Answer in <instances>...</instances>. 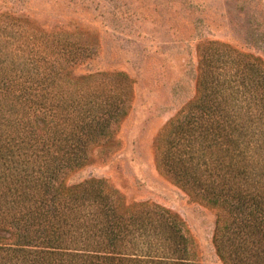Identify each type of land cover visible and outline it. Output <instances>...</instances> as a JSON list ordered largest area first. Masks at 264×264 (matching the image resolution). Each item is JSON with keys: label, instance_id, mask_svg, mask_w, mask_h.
I'll return each instance as SVG.
<instances>
[{"label": "rangeland", "instance_id": "rangeland-1", "mask_svg": "<svg viewBox=\"0 0 264 264\" xmlns=\"http://www.w3.org/2000/svg\"><path fill=\"white\" fill-rule=\"evenodd\" d=\"M204 55L225 109L235 113L247 104L254 113L256 104L232 79L243 58L264 67V0H0V60L10 88L44 94L54 119L66 120L69 141L75 123H98L83 139L81 160L62 173L63 185L94 180L117 213L144 209L135 220L117 219L112 252H104L105 233L85 220L77 239L51 254L57 262L238 264L234 251H252L251 237L240 244L243 233L231 227L222 232L220 256L214 235L220 222L231 221L225 195L258 177L219 169L217 147L204 137L209 120H184L200 94ZM88 203L79 219L90 207L106 213L103 202Z\"/></svg>", "mask_w": 264, "mask_h": 264}, {"label": "trees", "instance_id": "trees-1", "mask_svg": "<svg viewBox=\"0 0 264 264\" xmlns=\"http://www.w3.org/2000/svg\"><path fill=\"white\" fill-rule=\"evenodd\" d=\"M69 53L73 51L70 50ZM201 59L204 60V65L197 78L200 94L196 103L186 110L184 120L191 125L209 120L210 123L204 128V137L209 139V146L217 147L219 169L243 177H249L252 172V175L258 177L247 182L249 188H245L243 192L240 186L227 196L223 192L225 198H229L227 213L231 221L224 219L217 225L214 235L216 246L221 256L224 249L222 232L231 227L235 232L238 227L236 233H243L242 241L238 242L244 244L251 237L253 247L251 252L242 256L234 251L233 257L243 264H264V67L256 59L243 58L242 64H237V75L232 80L243 86L241 93L249 94L246 102L254 101L256 108L251 113L250 106L246 104L244 110L231 113L217 99L218 81L210 61L205 55ZM2 61L0 60V261L7 257L9 260L15 259V264H67L57 262L51 254H58L61 249L67 248V240L70 242L77 239L78 229L83 227L82 222L85 220L93 222L90 229L94 227L105 233L108 250L104 252H112L116 249L114 241L117 239L116 227L120 226L118 221L135 220V214L144 209L134 208L123 216L120 211L116 212L110 195L103 192L98 184L94 186V180L70 186H64L61 182L66 168L71 167L72 162H79L85 154L87 137L95 134L96 127L99 128L95 117L87 122L75 123L69 128L75 136L74 140L69 141V135L62 125L66 120L59 122L54 119L52 104L48 105L44 94H40V99L38 96H30L31 91H24L23 85L17 93L10 88L9 81L13 80L1 65ZM55 71L54 73H58ZM21 120L25 122L19 127ZM181 123L182 120L179 125ZM84 138L86 139L83 140ZM95 188L99 193L102 192L103 199L98 197ZM88 201L90 204L103 202L101 208L106 213L100 216L95 208L90 207L88 211L84 210L87 219H79L81 209L89 207ZM97 206L98 203L96 208ZM158 215L164 217L163 214ZM139 222L143 227V220ZM71 230L74 233L66 239L65 234ZM261 240L263 243L259 244ZM161 257L156 256L157 260H161ZM108 258L109 256L104 257ZM101 264L112 263L108 261Z\"/></svg>", "mask_w": 264, "mask_h": 264}]
</instances>
